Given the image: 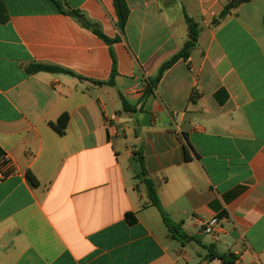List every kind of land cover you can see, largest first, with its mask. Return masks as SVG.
<instances>
[{"label":"crops","instance_id":"crops-1","mask_svg":"<svg viewBox=\"0 0 264 264\" xmlns=\"http://www.w3.org/2000/svg\"><path fill=\"white\" fill-rule=\"evenodd\" d=\"M232 1L126 0L121 33L114 0H2L0 150L15 173L0 181V264H264V0L220 19ZM185 15L197 44L151 88L188 41Z\"/></svg>","mask_w":264,"mask_h":264},{"label":"trees","instance_id":"trees-1","mask_svg":"<svg viewBox=\"0 0 264 264\" xmlns=\"http://www.w3.org/2000/svg\"><path fill=\"white\" fill-rule=\"evenodd\" d=\"M54 3H56L61 9H62V3L61 0H52ZM245 0H233L232 2H230L228 5L225 6L224 10L222 11V13L220 14L219 18L223 19L228 12L236 5H238L239 3L243 2ZM114 6L116 9V13H117V26L118 29L121 33L124 32L127 21H128V17L130 14V10L128 8V5L126 3V0H114ZM66 13L72 15L78 22H80L83 26L92 29L100 38H102L107 44H109L110 46H112L113 43H115L117 41V39H110L108 37H106L105 35H103L100 30L93 25L87 18L86 16L81 13L80 11H65ZM5 7L4 4L2 2V0H0V21L4 22L6 20L5 17ZM185 19L188 25V30H189V38L188 41L185 43L184 47L182 48L181 51H179L177 54H175L170 60H168L167 62H165L159 70L158 75L156 76V78L152 81L151 84V88H155L158 83L160 82V80L162 79L164 73L170 69L175 63H177L180 59H187L190 54L191 51L195 48L197 41H198V37H199V27L198 24L191 19L189 16L185 15ZM112 55H113V59H114V67H113V71H112V77L111 79L106 82V84L108 85H114V77L116 75V70H115V56L113 54L112 51ZM30 72H38V71H59L61 70L58 67L55 66H50V65H45V64H34L32 66L29 67L28 69ZM217 99L220 103H223L226 99H227V95L224 91H221L219 93H217ZM68 122H69V115L68 113H64L61 115V117L58 119V121L56 123H51V126L61 135H63L66 131V128L68 126ZM3 155L2 151L0 150V157ZM142 174H145V170L143 168V164H142ZM31 182L34 185H37V181L34 177L30 176L29 177ZM147 183V187H148V193L150 195V198L153 201V204L158 208V210L161 213V216L163 218L164 223L166 224V226L169 229L170 234L176 238V239H188L187 235L182 231L181 227L178 224H175L166 214V212L164 211V209L162 208V205L158 199V197L156 196V191L153 187V184L150 180H146ZM127 220L130 224H133L136 222V218L133 214L128 213L126 215ZM224 258V257H223Z\"/></svg>","mask_w":264,"mask_h":264},{"label":"built area","instance_id":"built-area-1","mask_svg":"<svg viewBox=\"0 0 264 264\" xmlns=\"http://www.w3.org/2000/svg\"><path fill=\"white\" fill-rule=\"evenodd\" d=\"M15 173L11 159L7 155L0 157V181L5 180ZM220 225V217L215 216L202 224L204 233L214 235Z\"/></svg>","mask_w":264,"mask_h":264},{"label":"water","instance_id":"water-1","mask_svg":"<svg viewBox=\"0 0 264 264\" xmlns=\"http://www.w3.org/2000/svg\"><path fill=\"white\" fill-rule=\"evenodd\" d=\"M63 7L65 8V10H69V8L64 4V2H63Z\"/></svg>","mask_w":264,"mask_h":264}]
</instances>
